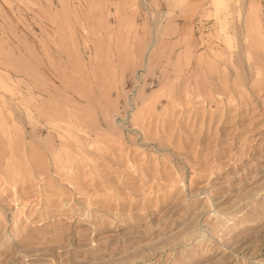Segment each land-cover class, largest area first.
Instances as JSON below:
<instances>
[{
  "label": "rangeland",
  "instance_id": "rangeland-1",
  "mask_svg": "<svg viewBox=\"0 0 264 264\" xmlns=\"http://www.w3.org/2000/svg\"><path fill=\"white\" fill-rule=\"evenodd\" d=\"M0 5V264H264V0ZM110 192L141 204L94 233Z\"/></svg>",
  "mask_w": 264,
  "mask_h": 264
},
{
  "label": "bare ground",
  "instance_id": "bare-ground-1",
  "mask_svg": "<svg viewBox=\"0 0 264 264\" xmlns=\"http://www.w3.org/2000/svg\"><path fill=\"white\" fill-rule=\"evenodd\" d=\"M0 6H1V5H0ZM4 24H5V23H4ZM3 26H4V25H3ZM2 28H4V27H2ZM2 28H1V29H2ZM5 28H6V27H5ZM1 31H2V30H1ZM7 43H8V42H7ZM9 43H10V42H9ZM2 45H5V44H2ZM19 46H20V45H19ZM21 46H22V45H21ZM0 47H2V46L0 45ZM22 47H23V46H22ZM29 47H30V46H28V48H29ZM58 47H59V46H58ZM20 48H21V47H20ZM65 48H66V47H65ZM10 49H11V48H10ZM17 49H18V47H17ZM23 49H24V48H23ZM25 49H26V48H25ZM1 50H2V51H0V60H2V59H4V58L6 59V57H8V55H9V56H13L12 54H9L8 51L4 50V48H2ZM18 50H19V49H18ZM18 50H17V53L15 52V53H16L15 59H16V57H17L18 60H21L20 58H22V55H23V54L21 55V54L19 53ZM31 50H32V49H31ZM33 50H34V49H33ZM35 50L37 51L36 48H35ZM35 50H34V52H35ZM60 50H61V49H60ZM120 50H121V49H120ZM99 51H100V50H99ZM20 52H21V51H20ZM31 52H33V51H31ZM34 52H33V54H34ZM104 52H105V51H104ZM27 53H28V51H27ZM35 53H36V52H35ZM41 53H42V52H41ZM41 53L37 54V57H38V58H39V57H42V55H40ZM50 53H51V52H50ZM28 54H29V53H28ZM30 54H31V53H30ZM33 54H31V55H33ZM46 55H47V54H46ZM35 56H36V55L34 54V55H33V58H35ZM43 56H44V54H43ZM29 57H30V56H29ZM37 57H36V58H37ZM50 57H53V56H50V55L48 56V55H47V57H45L44 59L47 60L48 58L50 59ZM101 57H102V55H101ZM36 58L33 59V60H36ZM28 59H29V58H28ZM28 59H27V60H28ZM40 59H41V58H40ZM13 60H14V59H13ZM18 60L16 59V61H18ZM22 60H23V59H22ZM22 60H21V61H22ZM37 60L39 61V59H37ZM10 61H11V60H10ZM30 61H31V60H30ZM30 61H29L28 63H30ZM40 61H41V60H40ZM42 61H43V60H42ZM42 61H41V62H42ZM18 62H19V61H18ZM16 63H17V62H16ZM23 63L25 64L26 62H23V61H22V65L24 66ZM31 63H32V62H31ZM31 63H30V65H31ZM93 63H94V62H93ZM2 64H3V62H2ZM4 64H6V63H4ZM8 64H11V63H8ZM35 64H41V63H35ZM53 64H54V63H53ZM0 65H1V64H0ZM16 66H17V65H16ZM20 66H21V65H20ZM26 66H27V65L25 64L24 68H25ZM28 67H30V66H28ZM28 67H26V68H28ZM37 67H38V66H37ZM35 68H36V67H34V69H35ZM17 69H18V68H17ZM21 69H23V68L21 67ZM34 69H33V70H34ZM107 69H108V68H107ZM29 70H30V68H29ZM35 70H36V72L38 73L37 69H35ZM91 70H92V69H91ZM21 71H22V70H21ZM24 71H25V70H24ZM26 71H28V70H26ZM30 71H31V70H30ZM23 74H24V73H23ZM26 74H27V73H26ZM31 74H34V75H35L36 73H31ZM37 75H38V74H37ZM35 76H36V75H35ZM35 76H33V78H35ZM38 76H39V75H38ZM28 77H29V76H28ZM100 78H101V77H100ZM106 78H107V77H106ZM35 79H37V78H35ZM35 79H34V80H35ZM262 79H263V78H262ZM209 82H210V81H209ZM226 82H227V81H226ZM60 83H61V82H60ZM263 85H264V84H263ZM71 86H72V85H71ZM78 86H79V84H78ZM65 87H66V86H65ZM199 87H200V86H199ZM34 88H35V87H34ZM37 88H38V87H37ZM76 88H77V87H76ZM84 88H85V87H84ZM86 88H87V87H86ZM202 88H203V87H202ZM222 88H223V87H222ZM256 88H257V87H256ZM62 89H63V88H62ZM210 89H211V88H210ZM225 89H226V88H225ZM39 90H40V89H39ZM219 90H220V89H219ZM41 91H42V90H41ZM84 91H85V90H84ZM201 91H202V90H201ZM210 91H211V90H210ZM215 91H216V90H215ZM227 91H228V90H227ZM44 92H45V91H44ZM81 92H82V90H81ZM84 93H85V92H84ZM45 94H46V93H45ZM205 95H207V94H205ZM197 96H198V95H197ZM197 96H196V97H197ZM201 96H202V95H201ZM215 96H216V95H215ZM88 97H89V96H88ZM88 97H87V98H88ZM202 97H203V96H202ZM48 98H49V97H48ZM182 98H183V97H182ZM197 98H198V97H197ZM204 98H205V97H204ZM206 98H207V97H206ZM208 98H209V97H208ZM208 98H207V99H208ZM189 99H190V98H189ZM216 99H218V98L216 97ZM216 99H215V100H216ZM194 100H195V98H194ZM203 100H204V99H203ZM174 101H175V100H174ZM211 101H213L212 98H211L210 101H208V104H209V102H211ZM216 101H217V100H216ZM196 102H198V101H195V103H196ZM170 103H171V102H170ZM186 103H187V102H186ZM201 103H202V100H201ZM48 104H50V103H48ZM188 104H189V103H188ZM191 104H192V103H191ZM173 105H174V103H173ZM189 105H190V104H189ZM198 105H199V104H198ZM201 105L203 106V104H201ZM217 105H218V103H217ZM94 106H95V105H94ZM166 106H167V105H166ZM202 106H201V107L199 106V108H202ZM205 106H206V105H205ZM207 106H208V105H207ZM230 106H231V105H230ZM230 106H229V107H230ZM172 107H173V106H172ZM227 107H228V106H227ZM229 107H228V108H229ZM233 107H234V106H233ZM179 108H180V107H179ZM203 108H204V106H203ZM230 108H232V107H230ZM233 109H234V108H233ZM240 109H241V108H240ZM194 110H195V109H194ZM227 110H228V109H227ZM177 111H178V110H177ZM191 111H192V110H191ZM203 111H204V110H203ZM241 111H242V110H241ZM60 113H61V112H60ZM171 113H172V112H171ZM208 113H209V112H208ZM208 113H207V114H208ZM214 113H215V112H214ZM150 114H151V113H150ZM203 114H204V113H203ZM248 114H249V113H248ZM93 115H94V114H93ZM151 115H152V114H151ZM179 115H180V114H179ZM239 115H242V114L240 113ZM171 116H172V115H171ZM171 116H170V117H171ZM187 117H188V116H187ZM241 117H242V116H241ZM243 117H244V116H243ZM175 118H176V117H175ZM203 118H204V117H203ZM153 119H154V117H153ZM153 119H152V120H153ZM197 119H198V118H197ZM89 120H90V119H89ZM177 120H178V119H177ZM236 120H237V119H236ZM197 121H198V120H197ZM207 121H208V120H207ZM210 121H211V120H210ZM213 121H214V120H213ZM215 121H216V120H215ZM253 121H254V120H253ZM181 122H182V121H181ZM209 123H210V122H209ZM252 123H253V122H252ZM252 123H251V124H252ZM251 126H252V125H251ZM200 129H201V128H200ZM208 129H209V127H208ZM208 129H207V130H208ZM240 129H241V128H240ZM201 130H202V129H201ZM57 131H58V130H57ZM187 133H188V131H187ZM235 133H236V132H235ZM200 134H201V133H200ZM203 134H204V133H203ZM187 135H188V134H187ZM190 135H191V134H190ZM48 136H49V135H48ZM203 136H204V135H203ZM206 136H207V135H206ZM263 138H264V137H263ZM206 139H207V138H206ZM198 140H199V138H198ZM77 141H78V140H77ZM54 142H55V141H54ZM251 142H252V141H251ZM37 143H38V142H37ZM63 143H64V142H63ZM68 143H69V142H68ZM195 144H196L195 147L197 148V143L195 142ZM195 144H194V145H195ZM198 144H199V143H198ZM43 145H44V143H43ZM186 145H187V144H186ZM44 146H45V145H44ZM39 147H40V146H39ZM195 147H194V148H195ZM209 147H210V146H209ZM209 147H208V148H209ZM31 148H32V147H31ZM50 148H51V146H50ZM63 148H64V147H63ZM75 148H76V147H75ZM196 148H195V149H196ZM200 148H201V147H200ZM202 148H204V147H202ZM34 149H35V148H34ZM76 149H77V148H76ZM195 149H193V150H195ZM242 149H243V148H242ZM37 150H38V149H37ZM46 150H47V149H46ZM206 150H207V149H206ZM42 151H43V149H42ZM199 151H201V150L199 149ZM199 151H198V152H199ZM213 151H214V150H213ZM32 152H33V151H32ZM35 152H36V151H35ZM59 152H60V151H59ZM207 152H208V151H207ZM196 153H197V152H196ZM200 153H201V152H200ZM46 154H47V153H46ZM57 154H58V153H57ZM62 154H63V153H62ZM183 154H184V153H183ZM192 154H193V153H192ZM197 154H198V153H197ZM212 154H213V153H212ZM31 155L33 156V153H32ZM34 155H35V154H34ZM209 155H211V153H210ZM213 155H214V154H213ZM35 156H36V155H35ZM207 156H208V155H207ZM45 157H46V156H45ZM194 157H195V155H194ZM205 157H206V156H205ZM39 158H40V157H39ZM43 158H44V157H43ZM128 158H129V157H128ZM130 158H131V157H130ZM32 159H33V157H32ZM144 159H145V158H144ZM193 159H194V158H193ZM64 160H65V159H64ZM120 160H121V158H120ZM124 160H125V159H124ZM126 160H127V159H126ZM126 160H125V161H126ZM129 160H130V159H129ZM133 160L135 161V158H134ZM150 160H151V158H150ZM164 160H165V159H164ZM116 161H117V160H116ZM118 161H119V160H118ZM118 161H117V163L119 164ZM125 161H124V164L126 163ZM134 161H133V162H134ZM137 161H141V159H138ZM142 161H143V160H142ZM155 161H156V160H155ZM155 161H154V162H155ZM165 161H166V160H165ZM165 161H163V162H165ZM184 161H185V160H184ZM67 162H68V161H67ZM128 162H129V161H128ZM130 162H131V161H130ZM143 162H145V161H143ZM169 162H170V161H169ZM185 162H186V161H185ZM197 162H198V161H197ZM83 163H86V162L83 161ZM107 163H108V166H107V167H108L109 170H110V168H112V167H111V165H112V160H110V161L107 162ZM107 163H106V165H107ZM113 163H114V162H113ZM120 163H121V162H120ZM122 163H123V162H122ZM122 163H121V164H122ZM148 163H149V162H148ZM165 163H166V162H165ZM77 164H78V163H77ZM98 164H100V163L98 162ZM128 164H129V163H128ZM131 164H132V162H131ZM143 164H144V163H142V165H143ZM166 164H168V163H166ZM187 164H188V163H187ZM55 165H56V164H55ZM79 165H80V164H79ZM85 165H86V164H84V167H85V168L83 167L84 169H86V166H88L89 164L86 165V166H85ZM100 165L102 166V164H100ZM100 165H99V166H100ZM116 165H117V164H116ZM119 165H120V164H119ZM129 165H130V164H129ZM213 165H214V164H213ZM97 166H98V165H97ZM99 166H98V167H99ZM101 166H100V167H101ZM113 166H114V165H113ZM125 166H127V165H125ZM135 166H136V165H135ZM137 166H138V165H137ZM139 166H140V165H139ZM154 166H156V165L154 164L153 167H154ZM157 166H158V165H157ZM164 166H165V164H164ZM164 166H163V167H164ZM168 166H169V165H168ZM203 166H204V165H203ZM36 167H37V166H36ZM91 167H92V166H91ZM102 167H103L104 170H105V166H104V164H103ZM116 167H117V166H116ZM116 167H115V168H116ZM121 167H122V166H121ZM123 167H124V166H123ZM127 167H128V166H127ZM132 167H133V166H131V168H132ZM151 167H152V166H151ZM151 167H150V168H151ZM153 167H152V168H153ZM40 168H41V167H40ZM42 168H43V167H42ZM78 168H79V167H78ZM94 168H95V167H94ZM94 168H93V169H94ZM125 168H126V167H125ZM128 168H129V167H128ZM133 168H134V167H133ZM133 168H132V169H133ZM141 168H142V166H141ZM148 168H149V167H148ZM150 168H149V169H150ZM166 168H167V167H166ZM84 169H83V170H84ZM87 169H88V168H87ZM97 169H98V168H97ZM112 169H113V168H112ZM120 169H121V168H120ZM122 169H123V168H122ZM138 169H139V168H138ZM138 169H137V170H138ZM149 169H147V170L149 171ZM153 169L156 170L157 168L155 167V168H153ZM159 169H161V167H159ZM162 169H163V168H162ZM212 169H213V168H212ZM79 170H80V169H79ZM90 170H91V169H90ZM90 170H88V171H90ZM114 170H115V169H114ZM114 170H113V172H114ZM117 170H118V167H117ZM117 170H116V171H117ZM134 170L136 171V169H134ZM134 170H133V172H134ZM143 170H145V169H143ZM143 170H142V171H143ZM154 170H152V171H154ZM163 170H164V169H163ZM169 170H170V168H169ZM169 170H168V171H169ZM70 171H71V170H70ZM84 171H85V170H84ZM107 171H108V169L106 168V172H107ZM111 171H112V170H111ZM123 171H124V170H123ZM157 171H158V170H157ZM160 171H161V170H160ZM85 172H86V171H85ZM90 172H92V171H90ZM94 172H95V171H94ZM94 172H93V173H94ZM118 172H119V171H118ZM124 172H125V171H124ZM133 172H130V173H132V175H133ZM136 172H137V171H136ZM136 172H135L134 176L136 175ZM43 173H44V172H43ZM83 173H84V172H83ZM83 173H82V174H83ZM97 173H98V172H97ZM109 173H110V171H109ZM138 173L140 174L139 170H138ZM138 173H137V174H138ZM146 173H147V175L150 174V173H148V172H146ZM39 174H40V172H39ZM78 174H79V173H78ZM98 174H99V173H98ZM104 174H106V173H104ZM111 174H112V173H111ZM116 174H117V173H116ZM118 174H119V173H118ZM141 174H142V172H141ZM153 174H155V172H154ZM64 175H65V174H64ZM68 175H69V174H68ZM79 175H80V174H79ZM79 175H78V177H80ZM100 175H101V174H100ZM108 175H109V174H108ZM108 175H107V176H108ZM132 175H131V176H132ZM159 175H160V174H159ZM167 175H168V174H167ZM238 175H239V174H238ZM73 176H74V175H73ZM75 176H77V174H75ZM95 176H97V174H95ZM95 176H94V177H95ZM103 176H104V175H103ZM107 176H106V178H107ZM112 176H113V175H112ZM131 176H130V177H131ZM136 176H137V175H136ZM136 176H135V177H136ZM153 176H155V178L158 177L157 175H153ZM169 176H171V175L169 174ZM174 176H175V175H174ZM201 176H202V175H201ZM203 176L206 177V175H203ZM60 177H61V176H60ZM78 177H77V180H78ZM101 177H102V176H101ZM109 177H111V176L109 175ZM113 177H114V176H113ZM113 177H112V178H113ZM119 177H120V176H119ZM126 177H127V176H126ZM132 177H133V176H132ZM135 177H133V179H134ZM161 177H164V176H161ZM161 177L159 176L160 179H162ZM204 177H203V178H204ZM64 178H65L64 176H63V178L61 177V179H64ZM69 178L71 179V177H69ZM74 178H75V177H74ZM97 178H98V177H97ZM97 178H96V179H97ZM106 178H105V179H106ZM147 178H148V176H147ZM153 178H154V177H153ZM175 178H176V177H175ZM177 178H178V177H177ZM182 178H183V177H182ZM194 178H195V177H194ZM196 178H197V177H196ZM199 178H200V177H199ZM21 179H22V178H21ZM70 179H68V180H70ZM79 179H80V178H79ZM114 179H116V177H115ZM118 179H119V178H118ZM118 179H117V180H118ZM131 179H132V178H131ZM138 179H140L139 182H137L138 185H142V184H143V185H146L145 183H142V182H145V180H147V179H146V176L141 175V177L138 178ZM138 179L136 178L135 180L138 181ZM148 179H149V178H148ZM192 179H193V178H192ZM200 179H201V178H200ZM200 179L197 178V180H200ZM81 180H82V179H81ZM81 180H80V181H81ZM83 180H84V179H83ZM83 180H82V181H83ZM108 180H109V179H108ZM108 180H107V181H108ZM122 180H123V179H122ZM127 180H128V178H127ZM157 180H158V179H157ZM164 180H165V179H164ZM176 180H177V179H176ZM193 180H195V179H193ZM66 181H67V180H66ZM74 181H75V180H74ZM78 181H79V180H78ZM78 181H76V183H77ZM89 181H90V180H89ZM97 181H99V180H97ZM107 181H105V180L101 181V180H100V182H101L102 184H103V183L106 184ZM109 181H110V180H109ZM133 181H134V180H133ZM151 181H154V182H155L156 180H151ZM170 181H171V180H170ZM182 181H183V180H182ZM184 181H185V180H184ZM14 182H15V181H14ZM87 182H88V181H87ZM87 182H86V183H87ZM91 182H92V181H91ZM119 182H121V181H119ZM146 182H150V181H146ZM158 182L160 183V181H158ZM74 183H75V182H73V184H74ZM76 183H75V184H76ZM80 183H81V182H80ZM97 183H98V182H97ZM113 183H114V182H113ZM122 183H125V181L122 182ZM122 183H121V184H122ZM150 183H153V182H150ZM150 183H149V184H150ZM165 183H167V179H166V182H164V184H165ZM192 183H193V181H192ZM192 183H190V184H192ZM75 184H74V185H75ZM82 184H83V183H82ZM88 184H89V183H88ZM90 184H91V183H90ZM94 184H95V183H94ZM115 184H117V182H116ZM121 184H120V185H121ZM127 184H128V183H127ZM129 184H130V187H129V189H130V188L135 184V182H132V180H130ZM129 184H128V185H129ZM137 184H136V185H137ZM149 184H148V185H149ZM153 184H154V183H153ZM160 184H161V183H160ZM176 184H177V183H176ZM179 184H180V182H179ZM181 184H184V183L181 182ZM79 185H81V184H79ZM83 185H85V184H83ZM83 185H81L80 187L82 188ZM99 185H100V184H99ZM113 185H114V184H113ZM122 185H123V184H122ZM138 185H137V186H138ZM155 185H157V183H156ZM161 185H163V182H162ZM161 185H158V186H161ZM165 185H166V184H165ZM169 185H171V184H169ZM77 186H78V184H77ZM86 186H87V185H86ZM91 186H92V184H91ZM91 186H88L87 189L90 188ZM93 186H95V185H93ZM100 186H101V185H100ZM109 186H112L111 183L109 184ZM150 186H152V185H150ZM158 186H157V187H158ZM171 186H173V185H171ZM175 186H176V185H175ZM175 186H174V187H175ZM179 186H180V185H179ZM192 186H193V184H192ZM154 187L157 188L156 186H154ZM164 187H165V186H164ZM168 187H169V186H168ZM184 187H185V186H184ZM81 188H80V189H81ZM83 188H84V186H83ZM85 188H86V187H85ZM96 188H97V186H96ZM99 188H100V187H99ZM102 188H103V186H102ZM105 188H106V187H105ZM108 188H110V187H108ZM115 188H116V187H115ZM121 188H122V187H121ZM136 188H138V187L135 186V188H134L135 191H136ZM144 188H145V187H144ZM150 188H151V187H150ZM150 188H147V189H150ZM165 188L167 189V187H165ZM169 188H170V187H169ZM177 188H178V187H177ZM177 188H176V190H177ZM192 188H193V187H192ZM77 189H79V188H77ZM93 189H94V188H93ZM97 189H98V188H97ZM106 189H107V188H106ZM110 189H112V188H110ZM122 189H124V188H122ZM125 189L127 190V188H125ZM140 189H141V187H140ZM166 189H165V190H166ZM171 189H172V188H171ZM178 189H179V188H178ZM85 190H86V189H83V191H85ZM90 190H91V189H90ZM112 190H113V189H112ZM154 190H156V189H153V191H154ZM158 190H159V189H158ZM169 190H170V189H169ZM173 190H175V189H173ZM173 190H172V191H173ZM176 190H175V191H176ZM77 191H79V190H77ZM80 191H81V190H80ZM88 191H89V190H88ZM88 191H87V192H88ZM98 191H99V190H98ZM102 191H103V190H102ZM115 191H116V189H115ZM118 191H120V190H118ZM129 191H131V190H129ZM138 191H139V188H138ZM140 191H141V190H140ZM170 191H171V190H170ZM170 191H169V192H170ZM72 192H73V191H72ZM74 192H75V191H74ZM74 192H73V193H74ZM85 192H86V191H85ZM93 192H94V191H93ZM100 192H101V191H100ZM104 192H105V190H104ZM106 192H107V191H106ZM120 192H121V191H120ZM120 192H119V193H120ZM126 192H127V191H126ZM143 192H144V191H143ZM147 192H148V191H147ZM156 192H157V191H156ZM162 192H163V191H162ZM169 192L167 191L166 193L169 194ZM177 192H178V191H177ZM73 193H72V194H73ZM79 193H81V192H79ZM90 193H91V191H90ZM107 193H108V192H107ZM110 193H112V192H110ZM122 193L124 194V192H122ZM131 193H132V192H131ZM134 193H136V192H134ZM139 193H140V192H139ZM148 193H149V192H148ZM173 193H174V192H173ZM173 193H171V195H172ZM189 193H191V192H189ZM192 193H193V192H192ZM59 194H60V192H59ZM72 194H69V195H72ZM82 194H83V193H82ZM84 194H88V193H84ZM84 194H83V195H84ZM96 194H97V193H96ZM105 194H106V193H105ZM105 194H104V195H105ZM145 194H146V193L144 192V196L142 195V196L144 197L143 200H145L144 203L142 202V203H143V204H142V205H143L142 208H143V211H144V212L139 211V212H142V213H136L135 216H134V215H131L133 219L138 218L140 215H141V217H142V216H145V215L148 216L147 214H150V213L152 212V211H149L148 207L146 206V201L148 202V201L150 200V199H149L150 197H149V196H145ZM154 194H155V193H154ZM156 194H157V193H156ZM158 194H160V193H158ZM175 194H176V193H175ZM23 195H24V194H23ZM62 195H63V193H62L60 196H62ZM69 195H68V196H69ZM74 195H75V194H74ZM83 195H82V196H83ZM118 195H119V194H117V193L114 192V193H112V194H109V195L106 196V197H103V196H102V198L96 200V201L99 203L98 205H100V206L102 207V211H103V213H105V214H104L103 217L100 216V217H102L101 219H99L98 217H96V215H92L91 217H89V218L91 219V220H89V221H92L93 226H94L93 229H92V232L97 233V232L102 231V230H104V229H110L113 225H116L115 221L113 222V218L108 214V211H109V210H106V209H112L113 211L116 210V211L119 212V214H120V212L123 211V209L128 208V205H129V207L135 208V210H136V207L138 206V204H139V203L141 204V202L139 201V199H138V200H137V199H131V200L129 201L128 204H126L127 202H126V203H125V202L123 203V201L121 200L122 198L120 197L121 199H119V196H118ZM120 195H121V193H120ZM131 195H133V194H131ZM135 195H136V194H135ZM135 195H134V196H135ZM137 195H138V194H137ZM164 195H165V193H164ZM171 195H170V196H171ZM181 195H182V194H181ZM1 196H2V195H1ZM37 196H39V195H37ZM37 196H35L34 198H36ZM60 196H58V198H59ZM77 196H78V195H77ZM77 196H76V197H77ZM85 196H86V195H85ZM85 196H84V197H85ZM88 196H89V195H88ZM93 196H94V195H93ZM97 196H98V195H97ZM121 196H122V195H121ZM125 196H126V194H125ZM128 196H129V195H128ZM134 196H132V198H134ZM138 196H139V195H138ZM170 196L168 195V197H170ZM192 196H193V195H192ZM24 197H25V196H24ZM84 197H83V198H84ZM91 197H92V196H91ZM99 197H100V196H99ZM126 197H127V196H126ZM156 197H157V196H156ZM173 197H174V196H173ZM175 197H176V195H175ZM181 197H183V196H181ZM193 197H194V196H193ZM21 198H22V197H21ZM43 198H45V197L43 196ZM46 198H47V197H46ZM62 198H63V197H62ZM69 198H71V196H69ZM96 198H98V197H96ZM128 198H129V197H128ZM130 198H131V197H130ZM136 198H137V197H136ZM139 198H140V196H139ZM40 199H41V198H40ZM47 199H48V198H47ZM47 199H45L46 202H48ZM53 199H55V198H53ZM59 199H60V198H59ZM59 199H58V200H59ZM74 199H75V198H74ZM80 199H81V198H80ZM85 199L87 200V199H89V198H85ZM123 199H124V198H123ZM186 199H187V198H186ZM186 199H185V200H186ZM193 199H195V198H193ZM43 200H44V199H43ZM77 200H78V199H77ZM90 200H91V198L89 199V201H90ZM128 200H129V199H128ZM163 200H164V199H163ZM165 200H166V198H165ZM169 200H170V198H169ZM172 200H174V199L172 198ZM187 200H188V199H187ZM35 201H36V200H35ZM50 201H52V200H49V202H50ZM73 201H74V200H73ZM79 201L81 202V200H79ZM87 201H88V200H87ZM125 201H127V200L125 199ZM167 201H168V199H167ZM178 201H180V200H178ZM183 201H184V200H183ZM194 201H195V200H194ZM46 202H45V203H46ZM83 202H84V200H83ZM180 202H181V201H180ZM56 203H57V202H56ZM86 203H88V202H86ZM89 203H90V202H89ZM149 203H150V202H149ZM149 203H147L148 206H149ZM152 203H153V202H152ZM163 203H164V201H163ZM182 203H183V202H182ZM48 204H49V203H48ZM59 204H60V203H59ZM59 204H58V205H59ZM61 204H62V203H61ZM66 204H67V203H66ZM91 204H92V203H91ZM95 204H96V203H95ZM150 204H151V203H150ZM176 204H177V206H178V203H176ZM176 204H175V205H176ZM63 205H64V204H63ZM82 205H83V204H82ZM87 205H88V204H87ZM175 205H174V206H175ZM60 206H61V205H60ZM60 206H59V207H60ZM64 206H67V205H64ZM64 206H63V207H64ZM73 206H74V205H73ZM152 206H153V204H152ZM172 206H173V205H172ZM172 206H171V207H172ZM180 206H181V205H180ZM69 207H71V205H69ZM93 207H94V206H93ZM140 207H141V206H140ZM155 207H156V206H155ZM178 207H179V206H178ZM67 208H68V207H67ZM138 208H139V207H138ZM142 208H141V209H142ZM161 208H162V206L160 207V205H159V207L157 208V210H155V211L152 212L151 214H154V213L157 212V211L159 212V211L161 210ZM172 208H173V207H172ZM57 209H58V208H57ZM65 209H66V207H65ZM71 209H72V208H71ZM169 209H170V208H169ZM100 210H101V209H100ZM100 210H99V211H100ZM163 210H164V209H163ZM170 210H171V209H170ZM170 210H169V211H170ZM174 210H175V209H174ZM56 211H60V210L58 209V210H56ZM72 211H73V209H72ZM91 211H92V210H91ZM106 211H107V212H106ZM129 211H130V210H129ZM165 211H166V210H165ZM73 212H74V211H73ZM86 212H87V211H86ZM130 212H131V211H130ZM133 212H134V211H133ZM93 213H94V212H93ZM121 213H122V212H121ZM94 214H95V213H94ZM96 214H97V213H96ZM122 214H124V213H122ZM128 214H129V213H128ZM170 214H171V213H170ZM85 215H86V214H85ZM115 215H116V214H115ZM163 215H164V214H163ZM82 216H83V215H82ZM97 216H98V215H97ZM119 216H120L119 218H122V217H121V214H120ZM131 216H130V217H131ZM146 216H145V217H146ZM78 217H79V216H78ZM80 217H81V216H80ZM83 217H84V216H83ZM110 217H111V218H110ZM169 217H170V216H169ZM132 218H131V219H132ZM20 219H21V218H20ZM169 219H170V218H169ZM169 219H168V221H169ZM80 220H81V218H80ZM115 220H118V216H117V219L115 218ZM164 220H165V219H164ZM75 221H76V220H75ZM126 223H127V222L125 221L124 224H125V225H128V223H127V224H126ZM134 223H135V224H133L134 226H138V224H136V222H134ZM189 225H190V224H189ZM191 225H192V224H191ZM156 226H157V225H156ZM186 228H187V227H186ZM186 230H187V229H186ZM186 230H185V231H186ZM187 231H188V230H187ZM155 232H156L155 229H151V230H149L146 234L137 236V237H140L139 239H136V238H133V237H127V238H129V240H133V239H134V240H139V241H140V240H143V241H144V240L146 239V237H150V236H151L152 234H154ZM188 232H190V231H188ZM185 233H187V232H185ZM192 234H194V233H192ZM118 235H120V234H118ZM122 235H124V234L122 233ZM189 235H191V233H188L187 236L189 237ZM194 236H195V235H194ZM118 237H119V236H118ZM182 237H183V236H182ZM190 237H191V239H192V236H190ZM113 238H116V235L113 236V237L111 236V239H113ZM193 238H194V237H193ZM111 239H110V240H111ZM183 239H184V238H183ZM186 239H187V238H186ZM189 239H190V238H189ZM110 240H109V241H110ZM179 241H180V240H179ZM183 241H184V240H183ZM107 243H108V240H104V243H97L96 245H94L93 249H94V250H98L99 247L105 246V245H107ZM182 243H183V242H182ZM184 243H185V242H184ZM168 246H169V245H168ZM191 251H192V250H191ZM176 253H177V252H176ZM181 254H182V253H181ZM190 254H191V253H190ZM178 255H179V254H178ZM185 256H186V255H185ZM161 257H162V256H161ZM173 257H174V256H173ZM182 257H183V255H182ZM182 257H181V258H182ZM129 258H130V257H129ZM131 258H132V257H131ZM131 258H130V259H131ZM140 258H141V257H140ZM167 258H168V256H167ZM177 258H179V257L176 256V259H175V260H177ZM127 259H128V257H127ZM165 260H166V259H165ZM170 260H171V258H170ZM179 260H180V259H179ZM116 261H118V260H116ZM122 261H123V260H122ZM122 261H120V262H122ZM124 261H125V260H124ZM124 261H123V262H124ZM157 261H158V260H157ZM160 261H161V258H160ZM180 261L182 262V260H180ZM128 262H129V261H128ZM174 262H177V261H174ZM125 263H126V262H125ZM121 264H122V263H121ZM129 264H130V263H129ZM185 264H186V263H185Z\"/></svg>",
  "mask_w": 264,
  "mask_h": 264
}]
</instances>
